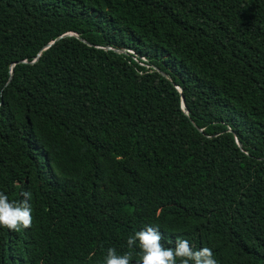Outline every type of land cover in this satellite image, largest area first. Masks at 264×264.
Segmentation results:
<instances>
[{"label": "trees", "instance_id": "1", "mask_svg": "<svg viewBox=\"0 0 264 264\" xmlns=\"http://www.w3.org/2000/svg\"><path fill=\"white\" fill-rule=\"evenodd\" d=\"M0 192V264H136L147 226L264 264V0H0Z\"/></svg>", "mask_w": 264, "mask_h": 264}, {"label": "clouds", "instance_id": "2", "mask_svg": "<svg viewBox=\"0 0 264 264\" xmlns=\"http://www.w3.org/2000/svg\"><path fill=\"white\" fill-rule=\"evenodd\" d=\"M30 193L24 192L20 202L10 200L0 192V227L11 231H20L32 226V207L29 203ZM164 239L158 227L147 226L133 235L128 236L127 246L129 249L139 248L140 259L136 264H218L211 248L202 247L194 250L188 240L177 239L175 247H165ZM138 242V243H137ZM134 253L127 251L118 254L114 247L107 248L105 264H132Z\"/></svg>", "mask_w": 264, "mask_h": 264}, {"label": "built area", "instance_id": "3", "mask_svg": "<svg viewBox=\"0 0 264 264\" xmlns=\"http://www.w3.org/2000/svg\"><path fill=\"white\" fill-rule=\"evenodd\" d=\"M130 53L134 54V59L137 60L141 65H144L146 66L148 69H151L152 68V65L148 62L147 58L146 57H140L137 55V53L132 50V49H129L128 50Z\"/></svg>", "mask_w": 264, "mask_h": 264}, {"label": "water", "instance_id": "4", "mask_svg": "<svg viewBox=\"0 0 264 264\" xmlns=\"http://www.w3.org/2000/svg\"><path fill=\"white\" fill-rule=\"evenodd\" d=\"M51 43H53V42H51ZM51 43H50L49 45H51ZM177 87L181 90V88H180L179 85H177ZM182 104H183V107L186 108L185 98H184V97L182 98ZM185 110H186V112H188L187 108H186ZM237 142H238V144H239L240 146L242 145V143L239 141V139H237Z\"/></svg>", "mask_w": 264, "mask_h": 264}]
</instances>
